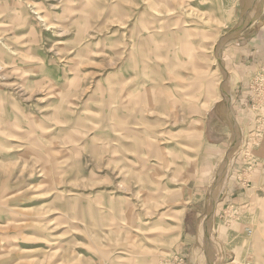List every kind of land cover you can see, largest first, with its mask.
Segmentation results:
<instances>
[{"label":"rangeland","instance_id":"rangeland-1","mask_svg":"<svg viewBox=\"0 0 264 264\" xmlns=\"http://www.w3.org/2000/svg\"><path fill=\"white\" fill-rule=\"evenodd\" d=\"M181 256L264 264V0H0V264Z\"/></svg>","mask_w":264,"mask_h":264},{"label":"bare ground","instance_id":"bare-ground-1","mask_svg":"<svg viewBox=\"0 0 264 264\" xmlns=\"http://www.w3.org/2000/svg\"><path fill=\"white\" fill-rule=\"evenodd\" d=\"M236 138H237V137L234 136V138H233V140H232V142H231V144H230V148H231V150L229 151L230 153H229L227 156L231 155V151L235 150V149H234V146H235L236 141H237ZM235 148H236V147H235ZM227 156H226V159H227ZM227 164H228V163L226 162V164H225L224 167H223V173H224V171H225L226 168H227ZM221 182H222V176H221V175L216 176V177L214 178V184H215V190H214V193L218 191ZM214 193H213V194H214Z\"/></svg>","mask_w":264,"mask_h":264},{"label":"crops","instance_id":"crops-1","mask_svg":"<svg viewBox=\"0 0 264 264\" xmlns=\"http://www.w3.org/2000/svg\"><path fill=\"white\" fill-rule=\"evenodd\" d=\"M196 222V219L192 217V211H188L186 215V225H189L192 228L196 224Z\"/></svg>","mask_w":264,"mask_h":264},{"label":"built area","instance_id":"built-area-1","mask_svg":"<svg viewBox=\"0 0 264 264\" xmlns=\"http://www.w3.org/2000/svg\"><path fill=\"white\" fill-rule=\"evenodd\" d=\"M248 164H250V166H248V169L249 170H252V166H251V163H248ZM251 175V174H250ZM243 181H245V180H243ZM246 182V181H245ZM179 264H188V262H186V260H185V258L183 257V256H181L180 257V260H179V262H178Z\"/></svg>","mask_w":264,"mask_h":264}]
</instances>
